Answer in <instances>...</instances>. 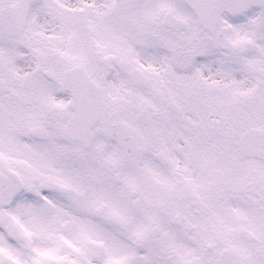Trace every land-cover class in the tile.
Returning a JSON list of instances; mask_svg holds the SVG:
<instances>
[{"label": "snow or ice", "instance_id": "6c2138e0", "mask_svg": "<svg viewBox=\"0 0 264 264\" xmlns=\"http://www.w3.org/2000/svg\"><path fill=\"white\" fill-rule=\"evenodd\" d=\"M0 264H264V0H0Z\"/></svg>", "mask_w": 264, "mask_h": 264}]
</instances>
